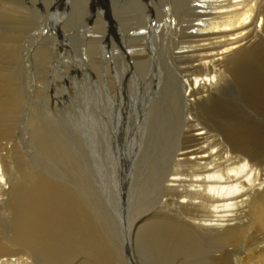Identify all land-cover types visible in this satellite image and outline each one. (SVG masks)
<instances>
[{
  "label": "rangeland",
  "instance_id": "rangeland-1",
  "mask_svg": "<svg viewBox=\"0 0 264 264\" xmlns=\"http://www.w3.org/2000/svg\"><path fill=\"white\" fill-rule=\"evenodd\" d=\"M143 1L150 5L145 10ZM148 1L0 0L1 260L109 264L103 255L112 264H241L250 259L246 250L239 254L227 243L234 226L246 229L239 221L204 228L200 223L213 218L214 208L180 204L182 192L203 178V170L175 168L173 155L188 139L190 124L203 126L209 130L206 140L225 146L217 122L246 129L264 121L250 94L255 81L262 85L264 52L260 49L258 60L230 65L238 80L226 70L187 102L183 81L211 74L173 59L187 34L182 26L174 37L156 30L154 18L132 19L134 12L148 16L149 7L157 8ZM176 170L187 187L167 188ZM26 218L37 223L46 256L29 259L16 241V227Z\"/></svg>",
  "mask_w": 264,
  "mask_h": 264
},
{
  "label": "bare ground",
  "instance_id": "bare-ground-1",
  "mask_svg": "<svg viewBox=\"0 0 264 264\" xmlns=\"http://www.w3.org/2000/svg\"><path fill=\"white\" fill-rule=\"evenodd\" d=\"M152 1L157 8L152 10L149 7L148 16L147 14L143 15L141 10L134 12L132 19L154 18L156 30L168 31L170 35L174 33V37L176 33L173 30L182 26L187 34H184L181 41L177 42L178 45L172 52L173 59H180L181 63H190L196 68L203 67L206 74H211L202 78L196 77L193 82V78L184 79L181 87L187 102L192 100L190 96L196 90H204L207 84L226 76V70L230 71L231 75H234V78L238 80V72L233 73L230 65H236L239 61L258 60L260 51L264 52V0H149L147 3L153 5ZM145 3L146 1L142 2L144 10L150 6ZM138 7L141 9L140 6ZM262 63L264 65V61ZM262 71V85L255 81V87L251 88L250 94L253 102H257L256 106L259 104L260 113L264 118V67ZM241 125L238 123L224 124L222 121L216 123L217 130L222 134L221 141H225L227 144L225 146L219 142L206 140L209 130L203 126L188 125L185 130L188 139L176 147L173 161L175 168L185 165L196 171L195 169L198 167L203 170L201 173L203 178L194 180L192 185H189L188 191L182 192L180 204H186L185 206L196 209L204 206L213 207L215 215H212V219L206 217L210 212L206 216L202 214L205 216L204 219H210L200 223L204 228L219 227L223 229L222 227L226 226L227 222L229 225V221L236 223L239 221L237 224L245 226L246 229L235 230V226L232 224L234 229L233 226L230 227L233 231L231 234L228 233L230 235L227 243L230 242L228 244L232 245L231 249H237L239 254L242 249L246 250L250 259L244 262L246 259L243 258L238 262L241 264H264V249L261 248L264 246V236L259 233L261 230L264 233V121L250 123L246 129ZM179 173L182 172L176 170L173 173L175 176L167 177V188L187 187L181 183L184 182V179L176 176ZM3 177L4 172L1 170L0 180ZM22 210L25 211L24 206L21 207ZM24 220L16 227L20 233V237L16 241L26 250L23 253L24 256L29 259H33V255L35 257L46 256L43 245L45 241L41 240L42 233L39 231L37 223L27 218ZM221 235L219 236L221 237ZM91 251H94L96 255L100 254L93 248ZM0 253L3 255L1 245ZM230 253L232 254V252ZM187 254L190 255L188 252ZM104 257L102 255L105 262L109 261V264H112L109 257V260L106 258L107 256ZM60 259L59 255L58 260ZM9 262L10 259H0V264L15 263ZM22 262L25 261L22 260ZM81 262L84 263V261Z\"/></svg>",
  "mask_w": 264,
  "mask_h": 264
}]
</instances>
